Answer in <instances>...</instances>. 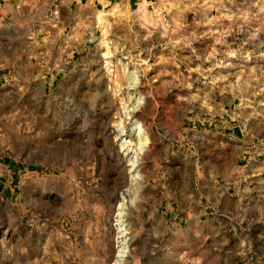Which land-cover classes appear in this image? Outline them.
Segmentation results:
<instances>
[{
    "label": "rangeland",
    "instance_id": "1",
    "mask_svg": "<svg viewBox=\"0 0 264 264\" xmlns=\"http://www.w3.org/2000/svg\"><path fill=\"white\" fill-rule=\"evenodd\" d=\"M110 1L52 89L43 34L0 29V264H264V0ZM234 164L238 214L206 210Z\"/></svg>",
    "mask_w": 264,
    "mask_h": 264
},
{
    "label": "crops",
    "instance_id": "2",
    "mask_svg": "<svg viewBox=\"0 0 264 264\" xmlns=\"http://www.w3.org/2000/svg\"><path fill=\"white\" fill-rule=\"evenodd\" d=\"M111 3L110 0H0V29L11 25L15 30L27 32V38L35 36L34 33L28 32L43 34L42 40L26 39L25 42L31 44H35L36 41L41 42L43 47L41 53L48 56L51 63L38 78L45 82L46 88L52 89L62 81L69 65L74 62L80 50L89 43V40H86L89 36V27L98 22V15L102 12L101 7ZM136 4H138L136 0H129L131 7ZM36 16L38 21H35ZM2 54L0 46V58ZM10 69L12 65L0 61V89L6 87L9 80L13 79L8 71ZM12 84L14 85L13 80ZM15 85L19 89V81ZM223 125L217 126L220 130H217L218 134L215 135V139L220 143L217 149L222 152L242 154L244 139L240 134L239 125L229 120L224 121ZM241 172V167L235 164L226 170L225 178L221 177L219 172H212L209 179L211 202L206 205V210L212 208L214 212L223 210L232 215L238 214V209L241 207V203L237 200L238 190L245 179L244 173ZM218 196L220 200L212 202Z\"/></svg>",
    "mask_w": 264,
    "mask_h": 264
},
{
    "label": "bare ground",
    "instance_id": "3",
    "mask_svg": "<svg viewBox=\"0 0 264 264\" xmlns=\"http://www.w3.org/2000/svg\"><path fill=\"white\" fill-rule=\"evenodd\" d=\"M108 14L107 13H103L101 12L99 15H98V23L102 26H105L108 22ZM130 113V111H129ZM127 113V118H131L130 117V114ZM123 122H121L119 124V130L121 132H123L125 130V127L124 125H122ZM135 130L137 131V134H136V139L138 140L137 144H136V147L139 151H143L144 147H145V144L147 143L148 141V138L146 136V133L144 131V129L142 128V125L137 122V126L135 128ZM125 142H128V141H125ZM133 164H135V161H133ZM123 208V207H122ZM119 212H118V216L121 217L123 212H122V209L119 207ZM126 253V248L123 247L120 251V254H119V257L122 258L124 256V254Z\"/></svg>",
    "mask_w": 264,
    "mask_h": 264
}]
</instances>
